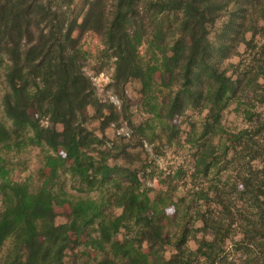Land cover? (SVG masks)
<instances>
[{"label": "trees", "instance_id": "obj_1", "mask_svg": "<svg viewBox=\"0 0 264 264\" xmlns=\"http://www.w3.org/2000/svg\"><path fill=\"white\" fill-rule=\"evenodd\" d=\"M78 28L98 35L104 53L115 58L117 86L135 79L147 95L158 71L169 75L167 98L151 109L165 133L174 136V121L187 111L207 112L199 136L189 140L199 144L195 167L202 166L204 175L213 168L219 173L222 161L241 168L258 161L232 188H242L240 206L219 187L203 188L206 198L215 191L219 210L191 213L189 204L203 200L197 191L189 206L170 218L159 207L163 199L141 191L130 163L109 165L112 153L99 149L100 138L86 125L84 109L94 106L103 113L104 105L84 71L81 42L74 35ZM262 30L264 0H84L79 11L76 0H0V255L11 242L0 264H65L70 230L76 245L89 231L84 245L98 253L94 264H264V117L257 118L253 131L234 134L231 143L227 138L213 144L214 136L225 133L217 119L234 84L222 60L240 44L250 47L247 34L254 39ZM143 45L152 54L146 65ZM260 56L257 70L264 76V49ZM259 87L249 89L264 105V84L262 93ZM43 118L62 131L45 128ZM31 147L40 149L43 166L37 183L12 181L10 156ZM119 149L125 150L113 147ZM246 151L249 161L241 163ZM44 167L52 173L44 175ZM60 170L91 190L110 185L112 195L63 198L71 211L65 223L56 224ZM196 222L202 225L195 227ZM166 247L173 250L170 258Z\"/></svg>", "mask_w": 264, "mask_h": 264}, {"label": "rangeland", "instance_id": "obj_2", "mask_svg": "<svg viewBox=\"0 0 264 264\" xmlns=\"http://www.w3.org/2000/svg\"><path fill=\"white\" fill-rule=\"evenodd\" d=\"M83 2L84 0H76L78 11L82 8ZM207 21H210L209 18ZM74 35L81 42L84 53V71L91 77L99 102L104 105L103 113H100L94 106L84 109L88 118L86 125L100 138L102 146L99 149L104 153H112L109 165L130 163L131 170L138 172L141 191H146L152 200L158 201V197L163 199L158 201L159 207L170 218L175 212L183 211L189 205L191 213L196 210L203 212L219 210V201L215 196V191L210 190L209 197L206 198L200 192L203 188L207 191L209 187H219L224 190L223 196L230 197L232 202L240 206L241 200L239 199L243 197L242 188H232L235 186L237 177H240L242 173L249 174L250 167L256 168L259 165L258 161L253 162L252 166L246 165L244 168L239 167L236 162L225 163L222 161L219 173L213 168L208 176L204 175L202 166L195 167L197 152L195 146L199 144L194 145L189 140L199 136L201 124L207 112L187 111L174 121V136L165 133L158 121L154 119L151 109L167 98L168 89L165 85L169 81V75L158 71L155 74L152 89L147 95L141 93V84L135 79L130 80L123 87L117 86L113 81L115 58L104 53V45L100 37L93 33L83 34L79 28ZM247 40L252 41L250 47L240 44L236 51L222 60L223 67L229 71L234 84L228 94L229 105L217 119L225 133L222 136H214V145H217L220 139L227 138L231 143L234 141V134L241 130L253 131L257 118H261L262 121L264 117V105L255 100L254 92L249 89L250 86L256 84L260 86L258 93H262L264 76L257 70V64L261 58L260 53L264 49V31L262 30L254 39H252L251 33L247 34ZM140 54L142 63L146 65L152 55L148 51L147 45L141 46ZM239 81L242 84L238 85ZM113 97L116 103L112 101ZM32 114L35 118L37 117L34 112ZM107 120L110 122L104 125ZM41 124L51 131L54 129L58 132L62 131L61 126L51 124L47 118H43ZM121 127L130 131L131 136L119 135L118 131ZM139 127H142V133L138 129ZM169 136H171V140L168 139ZM116 144L121 145L125 150H113ZM39 155L40 149L32 147L18 155L12 153L10 156L11 180L23 181L30 178L32 183H37L39 170L43 167ZM94 155L98 157L97 154ZM116 155L118 156L114 158ZM242 156L241 163H246L249 161L250 152L246 151ZM232 159L233 154L230 161H233ZM179 170H182V175L176 176ZM42 172L44 175H48L52 173V170L44 167ZM226 183L228 184L226 185ZM197 191L200 193L196 197H203V200L189 204ZM103 193L111 196L112 187L104 185L100 189L91 190L85 183L74 179L69 171L60 170L55 187V194L58 198L53 202L56 224L65 223L66 216L71 211L69 204L64 202L63 198L89 197L97 200ZM183 199L185 200L183 201ZM1 209L2 194L0 192ZM115 211L118 214L121 213V209H115ZM194 225L200 227L202 224L196 222ZM123 235L124 232H121L117 238L122 239ZM68 236L70 242L66 251L65 264H94L98 253L84 245L89 239V231L82 232L80 244L77 245L75 243L76 236L71 230L68 231ZM198 237L201 238L202 234L199 233ZM10 245L11 242L8 241L0 256L7 252ZM189 246L195 250L197 248L195 240H191ZM165 249L166 257L170 258L173 253L172 248L166 247Z\"/></svg>", "mask_w": 264, "mask_h": 264}, {"label": "built area", "instance_id": "obj_3", "mask_svg": "<svg viewBox=\"0 0 264 264\" xmlns=\"http://www.w3.org/2000/svg\"><path fill=\"white\" fill-rule=\"evenodd\" d=\"M112 101L116 103V101L114 100V97L112 98ZM118 102V101H117ZM119 135H122L124 137H130V131L126 130V128L121 127L118 131Z\"/></svg>", "mask_w": 264, "mask_h": 264}]
</instances>
